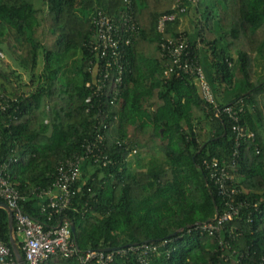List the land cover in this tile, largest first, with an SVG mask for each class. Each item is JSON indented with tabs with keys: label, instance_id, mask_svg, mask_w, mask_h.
I'll use <instances>...</instances> for the list:
<instances>
[{
	"label": "trees",
	"instance_id": "16d2710c",
	"mask_svg": "<svg viewBox=\"0 0 264 264\" xmlns=\"http://www.w3.org/2000/svg\"><path fill=\"white\" fill-rule=\"evenodd\" d=\"M177 1L186 12L159 33L158 20L176 14ZM98 12L112 20L127 13L138 28L124 52L117 101L101 112L85 103L89 62L96 60L88 43ZM190 16L187 30L182 20ZM0 26L1 52L30 82L17 78L11 87L0 74L11 90L6 93L0 83V162L10 163V182L24 197L18 204L23 213L44 230L69 220L82 252L167 241L148 264H264V0H195L193 5L186 0H0ZM179 38L202 69L212 104L203 101L191 77L164 75L170 61L160 45ZM39 60L43 69L36 74ZM225 108L236 112L237 123ZM103 112L110 163L102 167L86 159L69 207L48 217L41 212L46 204L41 191L52 187L58 163L93 139ZM235 124L255 136L236 149ZM234 150L232 186L239 195L233 200L250 206L219 232L200 231L197 225L216 224L227 201L217 195L206 164L230 163ZM0 240L12 255L2 209ZM219 240L228 242L229 250L221 251ZM42 264L79 262L76 256H57ZM113 264L140 263L128 252L116 255Z\"/></svg>",
	"mask_w": 264,
	"mask_h": 264
},
{
	"label": "built area",
	"instance_id": "2783aa9c",
	"mask_svg": "<svg viewBox=\"0 0 264 264\" xmlns=\"http://www.w3.org/2000/svg\"><path fill=\"white\" fill-rule=\"evenodd\" d=\"M187 3L193 5L195 0H186ZM173 9H177L176 14L162 16L157 23V31L163 32L166 22H172L177 14L186 12V5L182 1H177ZM93 34L88 43L90 53L96 57L95 62H89L90 82L85 86L89 89V94L85 99L86 105L90 108L112 107L117 101L123 84L124 74V52L130 45L131 41L138 34V28L131 16L122 12L118 20H112L101 12L96 13L92 18ZM162 56L168 59L170 63L164 64V75L180 77L187 75L191 77L197 84L201 98L205 103H213V95L209 84L207 83L202 69L197 61L192 57V53L188 50L187 45L182 39L175 42L170 39L162 41ZM4 55L0 50V59ZM3 107V101L0 102V108ZM88 111V110H87ZM240 111V110H239ZM224 113L237 123L236 112L232 108H225ZM105 112L100 114V120L95 127L94 137L87 140L83 146V151L73 153L65 160L58 163L56 168V176L54 183L50 189L41 191L40 195L46 198V204L42 207L41 212L48 217L54 215H62L69 207L72 196L71 188L80 175L82 163L86 159H91L93 163L105 167L110 163V159L105 154L104 130L107 128L105 124ZM234 135L235 149L239 147L241 142L253 141L254 133L238 124L232 126ZM234 159L230 163L222 162L219 164L216 160H212L210 164H206V168L210 171V179L216 188L217 195L227 199L225 202V210L220 216H216L215 225H197L200 231L219 232L221 225L231 221L239 216L241 209L247 210L250 205L246 202H234L233 198L239 195L237 188L232 186L235 170L237 150L233 152ZM9 162H0V200L4 202L8 208L12 209V219L14 227V236L22 235L21 250L24 255L25 264H42L47 260L56 258H70L76 256L79 264H113L114 257L126 255L128 252L136 253L137 262L140 264H148L152 255L158 256L160 248L167 241L160 244H141L139 246H130L127 249H118L109 252L100 250L79 251L72 239L71 222L62 218L57 226L52 229L44 230L41 223L36 222L30 216L23 213L18 204L23 201L19 192L12 186L9 175ZM252 208L257 210V204H252ZM249 220V219H248ZM234 231V229H231ZM235 230H237L235 228ZM178 232H180L178 230ZM235 234L231 233L230 239L233 240ZM219 246L229 250L228 242L223 243L219 240ZM234 252H231V255ZM224 262L229 260L228 256H222ZM263 260V259H262ZM0 264H16L14 258L10 254L7 246L0 240ZM236 264H244L242 261H236ZM262 264V263H261Z\"/></svg>",
	"mask_w": 264,
	"mask_h": 264
},
{
	"label": "rangeland",
	"instance_id": "374dc122",
	"mask_svg": "<svg viewBox=\"0 0 264 264\" xmlns=\"http://www.w3.org/2000/svg\"><path fill=\"white\" fill-rule=\"evenodd\" d=\"M1 28H3V27L0 26V29ZM3 55H4V58L0 59V74L5 76L7 79L11 80V87H14L15 85H17V83L19 82L17 80V78H20V81H21L22 84L29 85L30 82H29V78H28L27 74H25L22 70H16L17 67L15 66L14 62L12 61V59L7 57L5 53ZM42 69H43V62H41V60H39L38 61V65L36 67V74L41 72ZM0 83H2V84L7 86V87H5L6 93L11 91L9 84L6 81H4V79L0 78ZM0 90H1V88H0ZM0 94H1V91H0ZM128 160H131V157L128 158ZM131 166H133V163H131ZM16 238L20 242L23 241V236L22 235H17Z\"/></svg>",
	"mask_w": 264,
	"mask_h": 264
},
{
	"label": "water",
	"instance_id": "95a60500",
	"mask_svg": "<svg viewBox=\"0 0 264 264\" xmlns=\"http://www.w3.org/2000/svg\"><path fill=\"white\" fill-rule=\"evenodd\" d=\"M0 209L4 210L6 212V214H7L9 245H10L12 256H13V258L15 260V263L16 264H25L22 256L19 253V250H18V247H17V243H16V240H15V236H14V227H13V219H12L13 211H12V209L8 208L7 205L4 202H0ZM210 221H212V220H209L208 222H210ZM71 231H72V233L74 232V228H73L72 224H71ZM109 250L110 249H101L100 251L108 252Z\"/></svg>",
	"mask_w": 264,
	"mask_h": 264
},
{
	"label": "crops",
	"instance_id": "0c3cea01",
	"mask_svg": "<svg viewBox=\"0 0 264 264\" xmlns=\"http://www.w3.org/2000/svg\"><path fill=\"white\" fill-rule=\"evenodd\" d=\"M191 19H192V16H190V18L186 17V19L182 20V24H184L187 30L192 28Z\"/></svg>",
	"mask_w": 264,
	"mask_h": 264
},
{
	"label": "bare ground",
	"instance_id": "6f19581e",
	"mask_svg": "<svg viewBox=\"0 0 264 264\" xmlns=\"http://www.w3.org/2000/svg\"><path fill=\"white\" fill-rule=\"evenodd\" d=\"M24 260V259H23ZM25 262V261H24Z\"/></svg>",
	"mask_w": 264,
	"mask_h": 264
}]
</instances>
